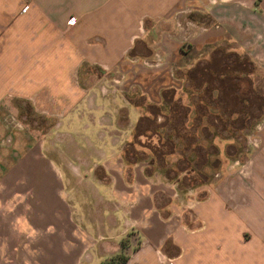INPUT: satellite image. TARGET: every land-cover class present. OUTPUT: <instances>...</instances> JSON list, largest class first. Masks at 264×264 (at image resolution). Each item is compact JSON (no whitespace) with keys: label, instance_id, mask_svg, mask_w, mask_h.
I'll use <instances>...</instances> for the list:
<instances>
[{"label":"crops","instance_id":"obj_1","mask_svg":"<svg viewBox=\"0 0 264 264\" xmlns=\"http://www.w3.org/2000/svg\"><path fill=\"white\" fill-rule=\"evenodd\" d=\"M233 53L264 75V0H0V107L23 100L49 121L47 161L23 170L34 205L60 210L37 218L52 227L36 234L0 228L7 264H112L122 238V264H264V116L248 163L230 158L228 128L246 103L239 78L252 82L251 70L234 72ZM176 108L183 133H164L174 127L161 112ZM244 125L236 134L249 139ZM197 150L214 177L179 185ZM46 162L63 203L44 197Z\"/></svg>","mask_w":264,"mask_h":264},{"label":"rangeland","instance_id":"obj_2","mask_svg":"<svg viewBox=\"0 0 264 264\" xmlns=\"http://www.w3.org/2000/svg\"><path fill=\"white\" fill-rule=\"evenodd\" d=\"M229 56L234 59V63L232 65V67L235 68L234 70H237L236 68L239 70L234 71L235 73L245 75L247 71L251 70V84L245 81L244 78H239V83L241 84L239 87L244 89L242 91L240 90V98L245 99L246 103L241 109L240 116L238 114V119L236 118L237 120L234 121L235 125L228 128V131L233 132L234 135H237V138L234 141L235 146L228 148L229 154H231L230 158H236V162L240 164H246L249 161V156L246 155L248 152L247 150H249V147L254 148L258 146V141L256 139L253 140V136L251 137L250 135L253 131H255V128L258 126L260 120L264 116V75L258 70L255 71V74H253V68H251L250 63L245 60V56L243 54L233 53ZM237 63H239L238 67L236 65ZM218 70L219 69H217V71ZM200 78L203 79L204 76H199L198 74L196 80ZM223 81H225L224 84H227L226 79ZM217 83L222 82L212 80L207 84V86L210 88V86L219 85ZM220 87L222 86L220 85ZM226 87L227 85H224V89H226ZM221 95L222 93L220 92L218 94V98H222ZM224 98L225 95L223 96V99ZM234 103L235 100L233 101L232 97H228L227 100L224 99L223 104L224 107L227 104V112L236 109L235 107L231 106V104L234 105ZM15 105V107H0V228L11 231L12 229H24L26 227L32 228L33 232L36 234L38 233L39 228L48 229L52 227L50 220H48L46 224L39 226L36 219L39 218L44 212L53 213V215L56 216V213L60 210L55 208V205H52V203H49V201H47V204L44 206L45 208H43L45 211H40V207H38V205H34L37 204L35 202V200H37L35 179H30L28 177V175L23 170V165L27 163L36 164L37 161H42V159L47 161L40 153L41 140L39 137L41 131L43 132L48 130L51 125L49 124V121L46 120L45 116H41L33 108L31 109L29 106H27V104H25L23 100H16ZM171 106L172 104L170 107ZM171 109H174V107L172 106ZM161 114L167 118L169 115V117H171L170 124L174 127L163 128L161 131L167 134L174 132L183 133V129L180 125V121L183 116V110L176 108L174 112L170 111V109H165L161 112ZM160 119L163 120L161 116ZM252 122L255 123L251 125ZM242 125L246 127L245 129H241V131H246L247 135L249 134L251 138L249 137L248 139V136L243 134V132L236 134L238 131L237 128ZM139 130L141 129L139 128ZM143 130L144 129H142V131ZM138 139H140V141L142 140L143 144H149L151 142V140L147 141L145 137ZM35 144L37 145V148H35ZM29 147L32 148V154L26 155L25 150L29 149ZM169 148V143H166L164 146H162L163 151H166ZM197 152L198 156L195 157V163H191L192 165L188 172L189 175L186 176V178L182 177L181 180H179V185L187 187L194 185L196 182H200L201 180H205L204 176L206 179L214 177V169L209 168L208 166L207 168H198V166L204 160V156L202 153H200V151L197 150ZM129 158L132 157L130 156ZM207 161L208 163H214L215 160L212 156H208ZM180 164L185 165L184 162H181ZM47 167L48 177H46V187L48 188L47 192L44 194V197L47 199L51 196L57 197L62 202V197L65 198V196L61 194L60 188H55L58 179H60V175L53 166V163H47ZM243 169L246 170V167ZM200 170H202V172ZM247 173L248 172H245V174ZM166 174L167 178H173L172 173L166 171ZM52 184L54 187H49ZM29 215H32L30 216L31 218H29ZM74 238L81 242V255H84L87 252L85 249L91 245V236L83 235L78 237L75 236ZM0 239V264H7V254H9V252H7L6 255H4L5 253L3 252L7 249V237L0 235ZM135 244L136 241L133 239L131 245L135 246ZM79 262H81V256Z\"/></svg>","mask_w":264,"mask_h":264},{"label":"trees","instance_id":"obj_3","mask_svg":"<svg viewBox=\"0 0 264 264\" xmlns=\"http://www.w3.org/2000/svg\"><path fill=\"white\" fill-rule=\"evenodd\" d=\"M128 246V243L126 241V238H122L120 240V250L117 253L112 254L107 261L112 264H122L127 259V253L125 251V248Z\"/></svg>","mask_w":264,"mask_h":264},{"label":"built area","instance_id":"obj_4","mask_svg":"<svg viewBox=\"0 0 264 264\" xmlns=\"http://www.w3.org/2000/svg\"><path fill=\"white\" fill-rule=\"evenodd\" d=\"M73 20V17H69V19L67 20V22H71ZM169 264H172V262L169 260L168 261Z\"/></svg>","mask_w":264,"mask_h":264}]
</instances>
